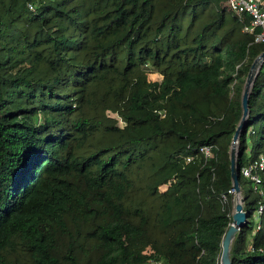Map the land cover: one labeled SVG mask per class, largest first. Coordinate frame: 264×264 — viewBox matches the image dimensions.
Here are the masks:
<instances>
[{"label": "trees", "instance_id": "trees-1", "mask_svg": "<svg viewBox=\"0 0 264 264\" xmlns=\"http://www.w3.org/2000/svg\"><path fill=\"white\" fill-rule=\"evenodd\" d=\"M249 22L228 0H0V264H221L264 51ZM260 155L264 62L232 264H264L241 174Z\"/></svg>", "mask_w": 264, "mask_h": 264}, {"label": "water", "instance_id": "water-1", "mask_svg": "<svg viewBox=\"0 0 264 264\" xmlns=\"http://www.w3.org/2000/svg\"><path fill=\"white\" fill-rule=\"evenodd\" d=\"M263 62H264V51L261 52L254 59L249 69L248 75L246 77V81L242 92V99H241L242 108H243L242 117L233 135V140L230 148V161H231L230 167H231V177L233 183L232 191H233V195L235 194L236 196V202L234 205L232 223L222 239V248L220 251L221 264H232V260L230 256L231 244L238 230L246 223L248 219V215L244 210V196L242 195V190L239 180L240 174L237 165L238 140L240 137L241 130L245 124V121L249 116L250 93Z\"/></svg>", "mask_w": 264, "mask_h": 264}, {"label": "built area", "instance_id": "built-area-1", "mask_svg": "<svg viewBox=\"0 0 264 264\" xmlns=\"http://www.w3.org/2000/svg\"><path fill=\"white\" fill-rule=\"evenodd\" d=\"M230 9L242 15L247 13L250 16V22L245 24L243 30L249 33L255 32V42L264 40V0H228ZM206 157L211 153V147L203 145L200 147ZM189 156L187 160H191ZM241 174L252 182L253 188L261 195L264 194V155L258 156L250 164L241 168ZM233 193L232 189L230 190ZM264 209V203H260L258 212L261 213Z\"/></svg>", "mask_w": 264, "mask_h": 264}, {"label": "rangeland", "instance_id": "rangeland-1", "mask_svg": "<svg viewBox=\"0 0 264 264\" xmlns=\"http://www.w3.org/2000/svg\"><path fill=\"white\" fill-rule=\"evenodd\" d=\"M149 78L150 79H157V78H160V75L158 73H150ZM244 189H245V187L243 188V190ZM233 196H234V202H236V196H235V194ZM253 219H256V220L259 219V215H258L257 212L254 213Z\"/></svg>", "mask_w": 264, "mask_h": 264}]
</instances>
